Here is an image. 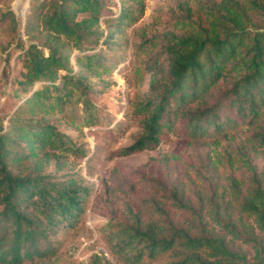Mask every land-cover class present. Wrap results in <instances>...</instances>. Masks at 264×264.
<instances>
[{"label":"trees","instance_id":"16d2710c","mask_svg":"<svg viewBox=\"0 0 264 264\" xmlns=\"http://www.w3.org/2000/svg\"><path fill=\"white\" fill-rule=\"evenodd\" d=\"M102 9L100 0H30L27 42L18 41V84H43L0 132V264L51 257L57 235L85 216L90 187L43 172L45 164L77 152L70 136L44 118L58 119L76 99L84 103L85 120L93 119L87 76L106 71L100 54L77 55V76L58 73L69 69L68 45L88 50L84 38L94 32ZM251 11L264 14V0L187 9L179 21L188 33L165 45L167 76H153L151 93L137 108L144 131L117 153L155 150L179 126L195 146L218 144L245 127L251 133L236 154L230 147L207 164L193 154L166 155L157 160L161 173L149 163L136 176L116 169L114 185L135 204L100 230L123 263L264 264V167L245 152L264 154V28H249ZM129 18L122 11L118 25Z\"/></svg>","mask_w":264,"mask_h":264},{"label":"rangeland","instance_id":"374dc122","mask_svg":"<svg viewBox=\"0 0 264 264\" xmlns=\"http://www.w3.org/2000/svg\"><path fill=\"white\" fill-rule=\"evenodd\" d=\"M100 1L102 17L93 27L94 32L85 36L83 41V48L88 50L82 52L68 45L66 50L71 52L69 69L58 73L59 78L66 74L77 76L81 71L77 55L100 54L107 65L106 71L87 76V84L90 85L88 98L94 104V117L86 121L84 103L75 99L58 119L44 118L70 136L77 152L67 153L60 161L45 164L43 172L57 180L71 176L89 186L92 195L78 226L61 231L55 238L57 250L54 255L46 259L26 260L22 264H125L109 249L100 230L107 221L126 216L127 206L135 204L132 197L114 185L116 169L134 172L136 176L149 163L154 174L161 173L163 167L157 160L166 155L193 154L203 158L207 164L230 147L236 154L240 140L251 133V128L245 127L234 137V133H229L218 144L195 146L179 126L178 131L170 133L155 150L119 155L117 152L121 148L133 143L144 131L142 115L137 108L151 93L153 76H167L168 60L162 55L165 45L188 33L179 20L186 16L187 9L194 13L204 12L209 5L220 4L222 0ZM29 6L30 0H0V132L8 128L10 117L15 115L31 91L43 84L38 82L27 88L18 84L23 71V50L18 41L27 42L24 30ZM124 10L128 11L130 18L119 26L118 18ZM250 14L249 28H264V14L257 11ZM245 152L251 163L264 167V154ZM260 234L264 236V233ZM244 248L250 257L254 255L251 247L245 245Z\"/></svg>","mask_w":264,"mask_h":264}]
</instances>
